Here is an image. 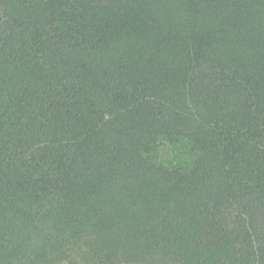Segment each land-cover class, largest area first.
<instances>
[{"label":"trees","instance_id":"16d2710c","mask_svg":"<svg viewBox=\"0 0 264 264\" xmlns=\"http://www.w3.org/2000/svg\"><path fill=\"white\" fill-rule=\"evenodd\" d=\"M0 264H264V0H0Z\"/></svg>","mask_w":264,"mask_h":264},{"label":"rangeland","instance_id":"374dc122","mask_svg":"<svg viewBox=\"0 0 264 264\" xmlns=\"http://www.w3.org/2000/svg\"><path fill=\"white\" fill-rule=\"evenodd\" d=\"M197 157V150L187 141L163 142L158 149L157 160L168 167H181L190 166Z\"/></svg>","mask_w":264,"mask_h":264}]
</instances>
